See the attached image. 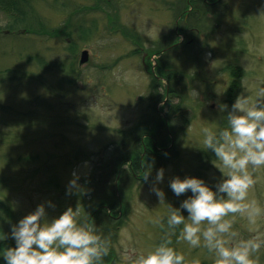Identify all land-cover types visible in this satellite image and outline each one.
I'll return each mask as SVG.
<instances>
[{"label":"rangeland","instance_id":"374dc122","mask_svg":"<svg viewBox=\"0 0 264 264\" xmlns=\"http://www.w3.org/2000/svg\"><path fill=\"white\" fill-rule=\"evenodd\" d=\"M208 1L44 0L38 11L47 31L31 38H16L19 29L9 33L6 25L13 16L0 9V68L21 75L10 87L0 84V104L8 109L0 113V177L5 179L0 192L11 204L14 224L46 201L55 205L46 206L49 218L79 203L81 219L87 222L91 199L100 194L88 196L85 202L79 193L66 194L73 173L89 191L82 180L106 174L100 161L136 126L140 147V141L148 146L152 135H163L166 147L152 164L148 181L137 174L119 196L120 225L108 233L111 248L104 264H125V249L143 252L158 242L160 229L154 221L166 209L150 191L157 169H164V180L157 187L174 207L190 193L174 196L168 187L171 177L189 175L215 183L220 173L211 163L215 158L202 145L200 129L212 121L226 125L217 105L231 107L227 98L231 66L242 71L238 90L228 96L231 105L243 90L255 99L257 90L264 88V14L260 15L264 0H219L213 5ZM180 28L186 31L184 36ZM81 30H89L87 36ZM68 46L74 50L70 52ZM82 50H87L88 61L78 66ZM30 53H40L44 64L27 63ZM173 70L179 79L170 87L164 79ZM192 89L199 92L198 99L192 97ZM168 108L178 110L171 114ZM153 120L164 122L161 135L154 133V125L149 128ZM145 149L142 146L140 151ZM76 150L86 151L90 159L66 165L65 157ZM44 165L59 178V192L43 187ZM254 176L257 183L250 198L264 207V169ZM234 228L245 237L253 234L239 217ZM254 230L264 232V219ZM1 245L15 243L10 239ZM175 248L188 264L194 259L213 263L202 248L192 249L183 241ZM254 259L264 264V248Z\"/></svg>","mask_w":264,"mask_h":264},{"label":"clouds","instance_id":"9594fccd","mask_svg":"<svg viewBox=\"0 0 264 264\" xmlns=\"http://www.w3.org/2000/svg\"><path fill=\"white\" fill-rule=\"evenodd\" d=\"M199 96L192 89V97ZM217 109L226 125L208 122L210 126L202 127L200 133L203 147L215 158L211 163L220 173L218 179L210 185L195 176L171 177L168 187L174 196L190 193L174 207L165 202V192L157 187L164 180V169H157L150 191L166 209L154 221L160 229L159 240L147 251L125 249V264H188L185 255L172 246L173 237L192 249L206 250L213 264H256L254 257L264 248V232L254 228L264 219V207L250 198V190L257 183L254 173L264 169V88L257 90L255 99L245 89L230 109L223 103ZM152 170L150 163L144 167L145 182ZM78 179L73 173L66 194H85ZM46 206L55 207L51 201L38 204L11 224L8 233L0 229V242L10 238L15 243L14 247H0L4 264H104L110 236L81 219L79 203L51 218ZM238 217L246 220L253 234L245 237L234 228ZM191 264L200 261L194 259Z\"/></svg>","mask_w":264,"mask_h":264},{"label":"trees","instance_id":"16d2710c","mask_svg":"<svg viewBox=\"0 0 264 264\" xmlns=\"http://www.w3.org/2000/svg\"><path fill=\"white\" fill-rule=\"evenodd\" d=\"M199 2L200 0H194ZM44 2V0H0V9L7 10L13 16V20L10 21L6 27L9 30V33L14 32L16 30H22L20 34L15 36L16 38H20V35L25 36V38H31L33 36L37 37L40 34H43L47 31V25L45 21H43L42 17L39 15L38 6ZM89 30H81V34L86 35ZM186 34L182 28H180L179 33ZM68 34V33H67ZM87 36V35H86ZM20 41V40H19ZM68 50L72 52L74 50L73 47L68 46ZM19 59L24 60L21 57V52L17 51ZM27 63L35 62L38 66L44 64V61L40 55V53H35L34 56L30 53L26 57L25 60ZM66 69L69 68L66 65ZM233 69V77L230 82V87L227 91V98L229 105L231 106L232 100L229 97H233L236 91L238 90V82L239 78L242 76V71L236 65L230 67ZM67 71H71L67 69ZM174 71V70H173ZM178 72H170L165 76V81L169 82V86H172V81H176L179 78L176 77ZM21 75L16 72H11L10 70H3L0 68V84L1 86L5 85L7 87L15 84V80L19 79ZM169 88L170 94L174 90ZM151 88H154L152 85ZM60 90V89H59ZM168 92V90H167ZM229 96V97H228ZM43 100V99H42ZM40 105L39 109H41ZM178 109L174 108L172 111L170 108L167 109V113H175ZM8 109L0 104V113H7ZM168 123V121H167ZM155 127L154 133L161 135V132L164 128V122L153 120V124L151 126ZM171 126V125H170ZM139 126H136L134 130L131 131L128 136H125L123 139H120L118 142L112 144V148L108 150L106 153L108 156L104 160H101L100 163L103 165V168L106 171V174L102 176H98L97 178L92 174L86 179L82 180V183L85 188H88L89 191H85V195L79 194V198L82 202H85L88 196L92 197V195L97 197L99 192L100 197L96 199H91V204L89 207V214L87 222L93 224L97 231L100 234L108 235L109 232L114 231L120 224L118 215H119V196H123V189H126V186L129 185V181L134 178L137 174L143 173L144 166L147 164H153L157 159H160L162 152L164 151L166 145L164 144L163 135L156 138H150V144L148 146H144L145 144L141 142V147L139 143H136V139L139 135ZM166 136V134H165ZM150 137V136H149ZM146 149L144 152L140 151L142 148ZM140 147V149H139ZM143 155V156H142ZM90 154L86 153V151L76 150L72 155L65 159L68 161L65 163L66 165L71 164L77 160H89ZM143 157V158H142ZM33 157H26L24 160L30 161ZM64 163V162H63ZM46 169H43V180L42 185L46 190H53L54 192H59L60 183L59 178L55 174V171L52 167L45 166ZM96 170V169H95ZM5 179L3 180L0 177V188L3 186ZM95 186H100V189L97 190ZM1 191V190H0ZM88 192V195H86ZM119 197V199H118ZM121 200V199H120ZM86 209V207H85ZM117 217V218H116ZM15 219V214L11 207V204L0 192V229L3 230L4 233H8L10 230L11 224H14L13 221ZM86 219V220H87ZM10 240V238L8 239ZM173 247L175 248L176 239L173 237ZM2 242H0V247ZM110 255V253H109ZM107 258H104V261ZM105 263V262H104ZM0 264H4L3 260L0 259ZM200 264H213L208 263L206 261H201Z\"/></svg>","mask_w":264,"mask_h":264},{"label":"water","instance_id":"95a60500","mask_svg":"<svg viewBox=\"0 0 264 264\" xmlns=\"http://www.w3.org/2000/svg\"><path fill=\"white\" fill-rule=\"evenodd\" d=\"M88 61V52L86 50L82 51L79 55L78 66L86 64Z\"/></svg>","mask_w":264,"mask_h":264},{"label":"flooded vegetation","instance_id":"af4514ba","mask_svg":"<svg viewBox=\"0 0 264 264\" xmlns=\"http://www.w3.org/2000/svg\"><path fill=\"white\" fill-rule=\"evenodd\" d=\"M216 1L217 0H211V1H208L209 3H208V5H213V4H215L216 3ZM181 34V33H180ZM182 35V34H181Z\"/></svg>","mask_w":264,"mask_h":264}]
</instances>
